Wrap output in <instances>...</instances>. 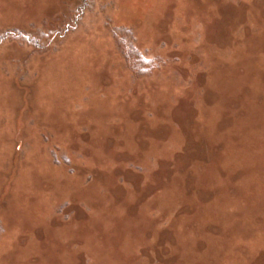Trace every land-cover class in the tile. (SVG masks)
<instances>
[{
    "label": "rangeland",
    "instance_id": "obj_1",
    "mask_svg": "<svg viewBox=\"0 0 264 264\" xmlns=\"http://www.w3.org/2000/svg\"><path fill=\"white\" fill-rule=\"evenodd\" d=\"M83 1L0 0V264H264V0Z\"/></svg>",
    "mask_w": 264,
    "mask_h": 264
},
{
    "label": "trees",
    "instance_id": "obj_2",
    "mask_svg": "<svg viewBox=\"0 0 264 264\" xmlns=\"http://www.w3.org/2000/svg\"><path fill=\"white\" fill-rule=\"evenodd\" d=\"M90 0H84L83 4L81 5V7L78 9L77 15L80 16L82 13V10L86 8V6H88ZM77 16V18H78ZM54 34H56V31H48L45 32L43 34H41L43 38V40H50L51 37L54 36ZM15 37H20L22 36L23 38H25L27 41L29 40V42L34 43L35 45H38V40H36L34 37H30L26 34H22V33H17L15 32ZM119 42H121L120 40H118ZM121 47L123 48V53H124V57L126 60L127 65L129 66L130 70L134 73V74H138V75H145L147 74L150 70H152L155 66L158 65V62L155 59H149V58H144L142 56V54L134 49L130 44H128V46H126V44H122ZM155 65V66H154ZM154 66V67H153Z\"/></svg>",
    "mask_w": 264,
    "mask_h": 264
}]
</instances>
